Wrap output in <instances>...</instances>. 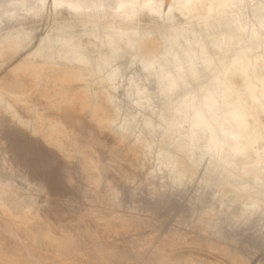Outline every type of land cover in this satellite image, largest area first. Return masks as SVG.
Wrapping results in <instances>:
<instances>
[{
  "label": "bare ground",
  "instance_id": "6f19581e",
  "mask_svg": "<svg viewBox=\"0 0 264 264\" xmlns=\"http://www.w3.org/2000/svg\"><path fill=\"white\" fill-rule=\"evenodd\" d=\"M20 1L6 0L3 8L0 7V27L10 24L7 37L17 36L15 26L11 25L18 17L14 9ZM246 1L54 0L56 6L68 10L73 18L89 24L91 29L99 25L105 34L104 41L96 43L92 38L83 51H79V45L76 48L71 44L56 58H49L40 51L42 37L35 48L37 60L24 58L14 75H0V99L2 90L11 89V99L2 112L19 129L8 141L0 138V264H36L21 243L25 236L31 243L44 242L43 245L50 244L57 249L74 243L76 236L84 237L83 249L90 256L105 255L102 262L99 258L93 264H107V257L114 259L112 264H247L251 253L264 249V221L257 224L258 229L255 226L246 230L243 225L232 230L205 215L218 212L221 202L230 205L233 214L255 204L257 210L251 219L259 215L264 219V174L251 166L238 165L237 155L214 159L212 169H208L205 159L200 179L213 181L209 194L215 197L205 210L197 216L178 213L173 219L181 226L173 224L166 231H162L160 223L168 216H163L165 219L160 223L155 221L157 207H164L168 196L188 185L177 188L174 180L183 171L181 164L188 155L190 125L184 123L183 116L177 115L176 108L191 91L190 69L205 74V64L211 61L213 68L222 71L234 58L245 57L252 62L257 87L264 80V0H255L250 8ZM121 3L147 6H137L135 15L126 17L116 12ZM182 4L189 7L186 9ZM45 6L48 3L43 2L41 7ZM140 13L149 17V23L161 25L155 53L146 51L154 47L145 45L149 27L137 30L135 26ZM190 18L198 20V24L184 25V20ZM108 30L130 33L124 44V49L130 52L126 64L132 67L123 93L128 102L125 109L114 101L113 92H118L121 71L113 69L118 57L111 48L112 40L106 35ZM60 33L68 35L73 29L66 26ZM9 48L0 50V59L11 55ZM258 48L260 53L255 54ZM220 61L224 62L223 66ZM258 70L263 71L261 75L256 74ZM19 71L23 75H18ZM80 71L99 81L96 94L109 105L119 121L116 126L108 122L107 109L102 105L85 107L81 103L82 114L90 111L92 115L88 123L74 110L79 100L74 83L81 79ZM112 76L114 83L110 84ZM96 108L98 112L94 115ZM99 113H103L105 122L98 118ZM153 119L159 136L176 134L175 127L186 125L183 144L175 146L169 140L156 153V166L168 168L165 183L156 186V174L152 171L134 181L131 173L143 168L144 162L133 168L123 160L127 137L136 128L153 130ZM250 123L255 129L252 140L254 144L262 143L264 153V112L257 108ZM25 132L33 135L30 148L23 143ZM106 137H109L107 141ZM79 139L84 146H77ZM88 144L99 145L103 156L95 154ZM143 145L149 149L153 141ZM253 163L263 164V161L256 156ZM131 182L135 185L127 190V183ZM145 188H148L146 192ZM38 194L44 196L41 203L36 202ZM124 195H128L124 199H131H125L129 203L123 202ZM134 195L136 200L132 199ZM122 206L125 212H117ZM66 226L71 227L69 233ZM239 246L246 255L237 250Z\"/></svg>",
  "mask_w": 264,
  "mask_h": 264
},
{
  "label": "rangeland",
  "instance_id": "374dc122",
  "mask_svg": "<svg viewBox=\"0 0 264 264\" xmlns=\"http://www.w3.org/2000/svg\"><path fill=\"white\" fill-rule=\"evenodd\" d=\"M6 0H0V7L3 8L2 4ZM163 1V0H162ZM43 2L48 3V6L41 7V4ZM255 0H247L246 6L250 8L254 4ZM40 6L41 8H38ZM0 8V10H1ZM59 6H56L54 3V0H21L20 4L14 9L17 13V19L16 22L13 23L11 26H15V30L17 31L16 38L7 37V29L10 27L9 25H2L0 27V50L3 48H9V51H11V55L6 59H0V75L2 74H8V75H14L15 74V68L17 67L18 63L24 59L29 58L30 60H37V52L35 50L36 46L38 45V41L42 37H46L49 34L57 35V36H67L70 39H72L73 46L76 48L77 45L80 46L79 51H83V48H86L88 46L89 41L93 38L96 43H100L104 41L105 34L102 33V30L99 25H96V28L93 30L89 26V24H85L84 22H81L75 18L69 13L68 10H65L63 8H60ZM149 17L139 14L136 17L135 20V26L137 30H141L145 27H149L146 29L145 34V45L148 44L154 45L153 48H146L147 52L155 53L157 50L156 47H158V35L159 31L161 29V25L159 23H149L148 20ZM198 20L195 19H187L184 20V25L186 26H196L198 24ZM71 27L73 29V33L65 35L60 33L62 29H65V27ZM106 35L112 40L111 48L115 49L117 53V61L113 65L114 68H118L119 71H121V81L118 85L117 91L113 92L115 96V104L118 105L121 109H125L128 106V102L124 99L123 93L128 87V78L131 77V75H128V73L132 70V67L128 66L126 64V60L129 57V53L127 49H124V44L126 43V40L128 41V37L130 36V33H113V31L108 30ZM125 50V51H124ZM70 51H65V55L69 53ZM120 54H119V53ZM41 53V52H40ZM260 49L258 48L255 52V54H259ZM39 54V53H38ZM42 54H45L42 52ZM54 61H58L57 59ZM95 63V62H94ZM125 63V64H123ZM72 65L79 67L76 63H71ZM123 64V65H122ZM100 71L103 70L102 68L99 69ZM134 70V69H133ZM263 71L258 70L257 75H261ZM81 79L74 83L75 92L79 97V100L76 101L74 105V110L77 111L78 114L83 115V122L88 123L92 121V115L90 111L85 112L82 114L81 110V103L87 102L88 105H102L104 108L107 109V117L109 121H115V124L113 126H116L118 124V120L115 119L114 114L109 108V105L103 101L102 98H100L99 95L96 94V90L99 85V81L95 78H91L89 76L85 75L84 71H80ZM18 75H23L22 71L18 72ZM149 93H151V96L155 97L153 94V91L150 90ZM11 89L8 87L6 90H2L1 92V99H0V138L4 141H8L13 134L19 130L18 126L15 121H8L6 120L5 114L2 112L3 107L5 104L11 99ZM90 114V115H89ZM152 124L154 126L153 130H141L140 128H136L134 133L127 137V140L125 141V150L123 152V160L126 164L131 165L133 168H137L141 162H144L143 168H137L131 173V175L134 177V181H138L139 179L146 176V174L149 171H152L156 174V181L154 186L156 185H163L166 180V175L168 173V168L164 167L162 165L156 166L155 162V156L156 153L163 148L164 143L168 142L169 140L172 142V145L179 146L184 143L185 136H186V125L182 124L174 128L176 131V134H173L171 136L165 134L163 136H159L157 133V126L156 121L153 119ZM32 134L25 132L24 134V146L27 148L32 147V143L30 139H32ZM109 139V137L105 138ZM139 141H137V139ZM103 140V139H101ZM109 141V140H108ZM149 141H153V145L147 149L143 145L144 143H147ZM77 146L82 147L84 146V143L81 139L78 140ZM90 149L92 151L99 155L100 157L103 156V150L100 148L97 144H88ZM262 143L258 141L254 144V147L247 150L242 155H237L235 160L238 165L248 167L251 166L252 168H255V171L264 174V153L262 151ZM173 152H175L173 150ZM256 156H260L261 160L263 161V164L261 163H253ZM205 161L203 162L202 166L200 167L199 172L197 173V179L193 182L191 185H187L186 188L183 190H175L170 196L167 197L165 200L164 207H157V210H155L158 214H156L157 217H155V221L165 219L163 216H168L167 221L164 220L160 223L162 227V231H166L173 227V224L176 225V227L181 224H179L176 219V215L180 212H189L193 213V215L197 216L200 214L207 205L215 200V197L211 198L210 196V188L207 191L198 192V183L199 179L202 175L203 168L205 165ZM260 166H262V170H260ZM133 182V183H135ZM127 183L129 186L125 185V188L127 190H131L129 188L130 186L133 187L135 184ZM148 190V188H145V192ZM134 194H138L137 190H134ZM41 194L37 195L36 202L41 203L44 198ZM39 196V197H38ZM128 195H124L122 199L123 202L129 203V201H125L124 197ZM137 196L134 195L132 198L133 200H136ZM123 207V206H122ZM121 209L118 208L116 211L120 212L121 210L124 211V207ZM170 208V209H169ZM124 209V210H123ZM119 210V211H118ZM140 211V210H139ZM125 212V211H124ZM127 212V211H126ZM137 213V212H136ZM143 214V213H142ZM262 216H258L257 219H251L243 228L248 229H258L257 224H261L264 219L260 218ZM161 218V219H160ZM166 221V222H165ZM173 221L175 223H173ZM177 222V224H176ZM164 224V225H162ZM166 227V228H165ZM168 227V229H167ZM175 227V226H174ZM68 233L71 231L70 226H66ZM164 228V229H163ZM235 228H232L234 230ZM133 235V234H130ZM133 237V236H132ZM208 239H206L207 241ZM79 241H84L81 242ZM30 242V243H29ZM42 242V241H41ZM75 242H77V245L75 246ZM21 243L23 246H25L27 249L28 256L32 257L33 261L36 262V264H57L59 262L72 261L75 262L74 264H87V262H97L100 259V262L104 260V254H100L97 258H94L90 256L83 248L86 244V239L84 237H78L76 236V241L74 243H67L64 246H61L60 248H56L55 246L43 245L42 243H35L28 240V238L25 236L21 239ZM27 243V244H26ZM36 244V247L32 244ZM38 244V245H37ZM83 245V246H81ZM34 246V247H33ZM42 246V249H41ZM45 246V247H44ZM74 246V247H73ZM43 247L45 249H43ZM55 247V248H54ZM71 247V248H70ZM73 247V248H72ZM29 248V249H28ZM68 248V249H67ZM80 248V249H79ZM49 249V250H48ZM55 249V250H54ZM82 249V251H81ZM30 250V251H29ZM51 250V251H50ZM54 250V251H52ZM80 253H78L79 251ZM237 250L240 251L241 255H246L243 250H241L240 246L237 247ZM33 252V253H32ZM83 252V253H82ZM87 253V254H86ZM239 253V252H238ZM44 256L42 257L41 255ZM88 255V256H87ZM250 258H248L247 264H259L264 263V249H261L259 252L251 253ZM46 256V257H45ZM42 257V258H41ZM49 257V258H47ZM80 258V259H79ZM109 258L107 264H112L113 258ZM79 259V260H78ZM95 259V260H93ZM45 260V261H44ZM42 261V262H40ZM59 261V262H58ZM223 261V260H222ZM46 262V263H45ZM100 262H98L100 264ZM223 263V262H222ZM60 264V263H59ZM104 264V262H103ZM225 264V263H224Z\"/></svg>",
  "mask_w": 264,
  "mask_h": 264
},
{
  "label": "clouds",
  "instance_id": "9594fccd",
  "mask_svg": "<svg viewBox=\"0 0 264 264\" xmlns=\"http://www.w3.org/2000/svg\"><path fill=\"white\" fill-rule=\"evenodd\" d=\"M137 6L147 5L121 3L116 12L131 17L135 15ZM181 6L186 9L189 7L188 4ZM73 42L67 36L49 34L41 39L40 51L47 53L49 58H56ZM223 64L224 62L220 61V65ZM205 70V74H200L195 68L190 69L191 91L178 102L176 108L177 115L183 116L184 123L190 125L187 159L181 164L183 171L174 180L177 188H183L185 184L191 185L196 181L197 173L206 158L208 169H212L214 159L242 155L248 148L254 147L252 136L255 129L250 122L254 121L257 108L264 112V80H260V86L257 87L252 62L247 58H234L231 65L222 71L213 68L212 62L209 61L205 64ZM180 71L182 70L178 69V72ZM180 78L183 79V76ZM109 83H114V76L109 78ZM88 106L85 102V107ZM97 112L98 108L94 109L93 114L97 115ZM98 118L102 123L105 122L103 113H99ZM108 122L115 124V121ZM172 167L175 168L174 165ZM232 178L236 179L235 176ZM212 184L211 179L201 178L197 194L207 191ZM256 210L257 206L253 204L239 214H233L231 206L221 202L218 212L205 215L210 216L216 224L236 228L246 225Z\"/></svg>",
  "mask_w": 264,
  "mask_h": 264
}]
</instances>
